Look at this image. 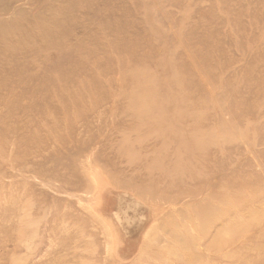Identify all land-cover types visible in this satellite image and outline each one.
I'll list each match as a JSON object with an SVG mask.
<instances>
[{
	"label": "rangeland",
	"instance_id": "374dc122",
	"mask_svg": "<svg viewBox=\"0 0 264 264\" xmlns=\"http://www.w3.org/2000/svg\"><path fill=\"white\" fill-rule=\"evenodd\" d=\"M241 1L0 13V90L42 87L24 149L0 109V264H264V0Z\"/></svg>",
	"mask_w": 264,
	"mask_h": 264
},
{
	"label": "bare ground",
	"instance_id": "6f19581e",
	"mask_svg": "<svg viewBox=\"0 0 264 264\" xmlns=\"http://www.w3.org/2000/svg\"><path fill=\"white\" fill-rule=\"evenodd\" d=\"M20 1V0H1L0 1V13L7 11L12 4H14L15 2ZM70 2V1H69ZM245 0L241 1V4H245ZM24 10H18L16 12V14L23 12ZM13 12V11H12ZM3 18L0 19V26H5L4 29L0 28V40L1 42H3L4 44L8 41V33H17L19 32L17 24H16V19H7L6 17H4V15H2ZM27 27L30 28L31 27V23L27 22L26 23ZM10 26L12 27V29H8L10 28ZM16 26V27H14ZM20 28V27H19ZM8 29V30H7ZM17 36L14 38L16 39ZM14 41V40H13ZM13 48L8 45L7 46V50H12ZM11 71H17L19 70V68L15 67V68H9ZM2 80L4 79V77H1ZM9 79L6 78L4 80V84L5 81ZM32 79L33 77H27V78H13V86H4L3 89L0 90V109L2 110L1 113V119H2V123L5 125H9L6 126L5 130L7 132V134L9 135V137H13L14 134V144L19 145V149H24L28 144H29V136H30V131H31V127H32V122L33 119H37L39 118L37 115H39V113H37V108L36 106L38 105H42V100L39 99L40 95L34 96L31 95L30 92L32 91V94H35L36 89L41 88L42 87L40 85V83H35V85L32 84ZM18 97H23L26 100L30 101L32 100L33 103L31 106L28 107H23L21 105H19L20 101L18 99ZM64 101H68V98H66V100ZM22 120H24V122H22ZM38 125V124H37ZM18 149V150H19ZM25 153L21 152L17 158L21 157L22 155H24ZM13 162L15 163V166H20V170H19V174L22 175L24 173H29L30 171L33 172L35 178L40 177V175H43V177L45 176L44 173H40L38 169L36 168H32L29 167L28 164L26 163V160L24 159H15L13 158ZM11 166V163L9 164ZM181 164L180 163H176L175 167H180L178 169V171L181 169ZM13 168V167H11ZM31 169V170H30ZM91 179V183L93 185V187L95 188V190H97L98 188V182L96 181L95 178H92L91 175L89 176ZM150 183H152V181H146V185L150 186ZM75 186H79L77 183L74 184ZM199 195H197L198 197Z\"/></svg>",
	"mask_w": 264,
	"mask_h": 264
}]
</instances>
